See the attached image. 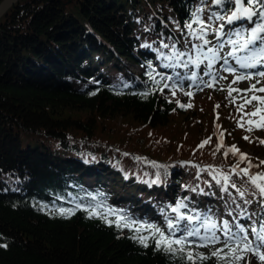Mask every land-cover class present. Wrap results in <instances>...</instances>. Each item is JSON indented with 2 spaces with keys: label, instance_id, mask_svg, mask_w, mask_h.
<instances>
[{
  "label": "trees",
  "instance_id": "16d2710c",
  "mask_svg": "<svg viewBox=\"0 0 264 264\" xmlns=\"http://www.w3.org/2000/svg\"><path fill=\"white\" fill-rule=\"evenodd\" d=\"M197 7L205 8L203 17L218 10L211 0H16L0 15V264H179L131 239L129 229L90 218L84 208L92 196L101 199L98 193L133 219L162 227L160 209L183 197L218 223L231 222L237 204L254 219L264 214V197L232 174V165L246 162L224 155L235 145L264 157V130L237 126L242 100L228 97L231 76L218 67L222 61L213 71L226 79L214 81L205 75L206 62L166 67L173 50L163 44L194 55L187 42L198 41L185 23ZM207 38L216 43L211 33ZM230 49L225 45L220 55ZM191 71L195 83L204 81L200 88ZM174 73L187 74L175 95L173 80L164 79ZM248 156L252 172L264 171L260 158ZM217 172L229 174L236 188ZM60 208L73 214L61 215Z\"/></svg>",
  "mask_w": 264,
  "mask_h": 264
},
{
  "label": "snow or ice",
  "instance_id": "6c2138e0",
  "mask_svg": "<svg viewBox=\"0 0 264 264\" xmlns=\"http://www.w3.org/2000/svg\"><path fill=\"white\" fill-rule=\"evenodd\" d=\"M211 3L218 6L217 11H212L203 17L205 8L197 7L191 13L190 20L185 23L188 35L194 41H198V43L187 42L192 44L189 52H193L194 55L176 49L175 43L172 45L163 44V48L173 50L172 55L166 57L169 61L166 67L180 66L190 69V65L199 67L206 62L207 71L205 75L212 77L214 81L215 79H226V77H220L218 72L213 71L216 61L222 60L221 67L223 70L234 74V79L227 88L228 97L231 98L232 103H236L238 98L242 100L241 103L237 104V111L241 113L239 120H237V126L245 128L247 125L246 130L248 132H252L254 129L264 130V95L257 94L264 93V87H257L256 84L250 85L247 89L233 87L232 85L239 81L252 79V74H235L236 69L229 66L227 59L234 57L242 69H252L256 68L257 65L264 64V0H211ZM194 24L196 27H193ZM210 33L216 38L214 44L207 38ZM187 43L185 47H187ZM225 45L231 46V50L225 56H221L220 53ZM185 56L187 59L181 60ZM172 61H175V64ZM255 75L264 78V71H259ZM150 78L154 79L151 75ZM186 78L187 74L181 76L179 73H174V77H164L165 80H173L171 84L173 95L176 94L178 84L181 88L183 87L182 81ZM191 79L198 88L204 85L202 79L200 83H195L198 80L195 71H191ZM156 83H160V81H156ZM259 83L258 80L257 84ZM206 86L213 87L214 83L207 82ZM164 87L167 88L169 85L165 83ZM233 93L239 95L233 96ZM249 93H251L250 96ZM143 95L147 96L148 93H143ZM185 95L191 97L192 92H185ZM177 103L181 108L192 106L191 103L187 105L179 103V101ZM248 107H251L252 110L245 111ZM223 135L221 132L217 151L224 146ZM243 139L249 140V137L245 136ZM210 141L211 137L202 141L198 147L202 148ZM259 142L264 144V139ZM229 153L238 156L239 161L246 162V167L243 168L239 166V162L232 165V174L246 177L247 183L256 190L253 195L258 193L260 197H264V171L252 172L251 169L256 165H253L248 154L241 152L237 146H228L224 152L225 157ZM152 163L154 167H163L156 165L155 162ZM260 164L264 165V160L260 161ZM208 168L211 169L212 166L209 165ZM217 176L222 177L225 185L230 183L231 187L236 188V184L231 181L229 174L217 172ZM153 182H158V180ZM217 182H220L219 179ZM224 190L227 191V188ZM247 192V188L238 189L240 197H244ZM97 196L101 199L97 200L96 196H92L89 207L84 208L90 218L99 217L117 229H129L133 233L131 239L145 248L149 247L150 244L153 245L156 251L168 254L179 264H206L210 259H214L215 264H242L249 255L257 258L260 264H264V214H261L259 219H254L255 214H249L246 208H241L237 204L236 209H239V212L235 218L231 222L225 219L218 223L211 215L202 214L195 208H189L188 203H186L189 198L183 197L178 198L174 205L168 204L160 209L165 221L162 227L157 223L149 222L147 219H133L127 211L107 205L102 193H98ZM251 203V200H244L245 205ZM80 207L81 204L77 203L76 208ZM181 209L187 211H181ZM59 213L72 215L73 210L60 208ZM232 214V212L229 213V215ZM242 218H247L251 223L248 225L240 223ZM182 221H186V223H182ZM217 244L221 246L211 247ZM201 247H211V250L209 253H203L198 251ZM248 264H251L250 260Z\"/></svg>",
  "mask_w": 264,
  "mask_h": 264
},
{
  "label": "rangeland",
  "instance_id": "374dc122",
  "mask_svg": "<svg viewBox=\"0 0 264 264\" xmlns=\"http://www.w3.org/2000/svg\"><path fill=\"white\" fill-rule=\"evenodd\" d=\"M2 0H0V2H1ZM12 5H13V3H12ZM11 5V6H12ZM10 7V6H9ZM231 50V49H230ZM226 55V54H225ZM224 55V56H225ZM230 59L231 60H235V58L234 57H230ZM222 61V60H221ZM223 62V61H222ZM132 67V66H131ZM134 67V66H133ZM132 67V68H133ZM218 67L220 68L221 67V65L219 64L218 65ZM259 71H264V70H261L260 68L259 69H255V71H252V79H246V80H242V81H239L237 84H235V85H232L233 87H236V88H240V89H247V88H249V86L250 85H253V84H256V86L257 87H264V78H262V80H259L260 81V83L259 84H257V81H258V79L260 78L261 79V77H259V76H257V75H255V73H257V72H259ZM235 74H243L242 72H240V71H236V73ZM222 75H224V71H222ZM225 75H230L231 77H230V83H232V81H233V79H234V74H232V73H226ZM212 78V77H211ZM229 79V78H228ZM216 80V79H215ZM256 80V81H255ZM258 95H264V93H257ZM249 96L251 95V93H249L248 94ZM258 136H260V134H257ZM244 150H245V152L246 153H248V154H254L255 156H257L258 158H260L261 159V161L262 160H264V157H263V155L261 154V153H259V151H256V150H254V149H250L249 147H245L244 148ZM258 171H262V170H258ZM257 171V172H258ZM250 260V262H251V264H260V261L257 259V258H255V257H252L251 255H249L248 257H246V259H245V261H243L242 263L243 264H248V261Z\"/></svg>",
  "mask_w": 264,
  "mask_h": 264
},
{
  "label": "bare ground",
  "instance_id": "6f19581e",
  "mask_svg": "<svg viewBox=\"0 0 264 264\" xmlns=\"http://www.w3.org/2000/svg\"><path fill=\"white\" fill-rule=\"evenodd\" d=\"M223 63V62H222ZM231 67H232V64L230 65ZM232 68H235V67H232ZM261 69V70H264V64H262V65H257V67L256 68H252V69H242V68H240L239 67V65L237 64L236 65V71L238 72V71H240V72H242L243 74H249V73H251L252 74V71H255V69ZM258 80H262V78L260 79H258ZM256 81V80H255Z\"/></svg>",
  "mask_w": 264,
  "mask_h": 264
},
{
  "label": "water",
  "instance_id": "95a60500",
  "mask_svg": "<svg viewBox=\"0 0 264 264\" xmlns=\"http://www.w3.org/2000/svg\"><path fill=\"white\" fill-rule=\"evenodd\" d=\"M16 0H2L0 2V15L5 12V10L12 5Z\"/></svg>",
  "mask_w": 264,
  "mask_h": 264
}]
</instances>
